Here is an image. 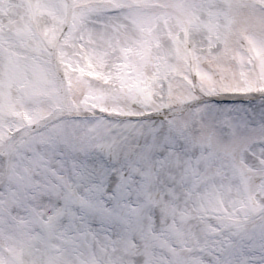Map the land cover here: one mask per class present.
Instances as JSON below:
<instances>
[{
    "label": "snow or ice",
    "instance_id": "obj_1",
    "mask_svg": "<svg viewBox=\"0 0 264 264\" xmlns=\"http://www.w3.org/2000/svg\"><path fill=\"white\" fill-rule=\"evenodd\" d=\"M17 7L0 264H264V0Z\"/></svg>",
    "mask_w": 264,
    "mask_h": 264
},
{
    "label": "rangeland",
    "instance_id": "obj_2",
    "mask_svg": "<svg viewBox=\"0 0 264 264\" xmlns=\"http://www.w3.org/2000/svg\"><path fill=\"white\" fill-rule=\"evenodd\" d=\"M14 2V4H13ZM16 7V1L15 0H0V7L3 8L4 6H6V11L5 12H0V19H4L6 17L11 18L13 20H18L19 19V15L16 14V11L13 10V15H11V7Z\"/></svg>",
    "mask_w": 264,
    "mask_h": 264
}]
</instances>
